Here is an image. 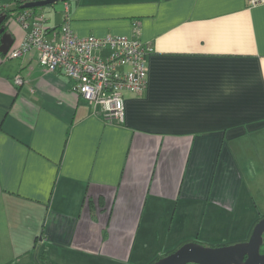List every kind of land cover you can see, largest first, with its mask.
I'll return each mask as SVG.
<instances>
[{
	"label": "crops",
	"instance_id": "0c3cea01",
	"mask_svg": "<svg viewBox=\"0 0 264 264\" xmlns=\"http://www.w3.org/2000/svg\"><path fill=\"white\" fill-rule=\"evenodd\" d=\"M55 3L33 12L48 34L67 22L150 45L146 87L106 122L33 49L8 56L23 9L0 0L13 39L0 53V264L29 250L21 264H152L186 242L247 240L264 217V4Z\"/></svg>",
	"mask_w": 264,
	"mask_h": 264
},
{
	"label": "built area",
	"instance_id": "2783aa9c",
	"mask_svg": "<svg viewBox=\"0 0 264 264\" xmlns=\"http://www.w3.org/2000/svg\"><path fill=\"white\" fill-rule=\"evenodd\" d=\"M248 5L264 4V0H246ZM23 9L14 20L26 31L25 38L8 56L18 58L30 50L36 52L39 65L46 71L60 70L73 81V90L99 107L106 122L124 120V94L140 95L146 87V55L148 44L123 35L78 37L63 22L47 33L40 17ZM108 49L105 57L96 50ZM16 83H21L19 76Z\"/></svg>",
	"mask_w": 264,
	"mask_h": 264
},
{
	"label": "water",
	"instance_id": "95a60500",
	"mask_svg": "<svg viewBox=\"0 0 264 264\" xmlns=\"http://www.w3.org/2000/svg\"><path fill=\"white\" fill-rule=\"evenodd\" d=\"M57 0H23L20 9L43 7ZM6 11L0 8V53L6 54L13 39L5 30ZM10 20V19H9ZM6 23V24H5ZM264 234V217L253 226L247 240L231 245L206 247L194 241L181 244L173 252L158 258L152 264H264V254L259 253Z\"/></svg>",
	"mask_w": 264,
	"mask_h": 264
},
{
	"label": "rangeland",
	"instance_id": "374dc122",
	"mask_svg": "<svg viewBox=\"0 0 264 264\" xmlns=\"http://www.w3.org/2000/svg\"><path fill=\"white\" fill-rule=\"evenodd\" d=\"M60 3V2H59ZM59 3H55V4H53V6L56 8V9H59V7H60V4ZM198 212H199V210H198ZM194 230H195V232L196 233H198L199 232V236H200V238L205 234V230H204V228L203 227H201L200 225H197V226H194ZM263 237H264V234H263ZM11 243H15V242H11ZM18 243H20V242H16L15 244L17 245V246H15V247H18ZM22 243V242H21ZM20 243V244H21ZM31 248V247H30ZM33 255V253L31 252V250H29V252L28 253H26L25 255H23V256H19V260L21 261L20 263H17V262H14L12 259L13 258H10L11 259V264H21V263H23V262H26L27 261V259H29L31 256ZM30 256V257H29ZM53 258H55L54 256H52ZM158 259V258H157ZM156 260V259H155ZM155 260H153V262L155 261ZM127 264H131L130 262L129 263H127Z\"/></svg>",
	"mask_w": 264,
	"mask_h": 264
},
{
	"label": "trees",
	"instance_id": "16d2710c",
	"mask_svg": "<svg viewBox=\"0 0 264 264\" xmlns=\"http://www.w3.org/2000/svg\"><path fill=\"white\" fill-rule=\"evenodd\" d=\"M18 3L17 9L21 10L19 7V4L23 3V0H16ZM38 7L35 8H30L31 10L29 11L31 14H33V12L35 11V9H37ZM35 13V12H34ZM36 14V13H35ZM45 27V26H44ZM49 28H46V30H48ZM264 238V237H263ZM44 264H53L51 262H44Z\"/></svg>",
	"mask_w": 264,
	"mask_h": 264
},
{
	"label": "flooded vegetation",
	"instance_id": "af4514ba",
	"mask_svg": "<svg viewBox=\"0 0 264 264\" xmlns=\"http://www.w3.org/2000/svg\"><path fill=\"white\" fill-rule=\"evenodd\" d=\"M259 253H260V254H264V238H263V240H262V244H261L260 247H259Z\"/></svg>",
	"mask_w": 264,
	"mask_h": 264
}]
</instances>
